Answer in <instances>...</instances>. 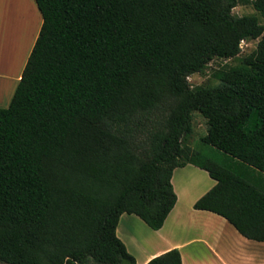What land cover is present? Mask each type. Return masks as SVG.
Instances as JSON below:
<instances>
[{
  "label": "trees",
  "instance_id": "1",
  "mask_svg": "<svg viewBox=\"0 0 264 264\" xmlns=\"http://www.w3.org/2000/svg\"><path fill=\"white\" fill-rule=\"evenodd\" d=\"M34 2L41 27L0 107V261L135 264L120 215L161 228L186 164L215 181L194 209L264 241V0ZM240 3L258 16L233 14ZM241 40L255 49L213 71L216 85H190ZM194 111L207 124L198 147Z\"/></svg>",
  "mask_w": 264,
  "mask_h": 264
},
{
  "label": "crops",
  "instance_id": "2",
  "mask_svg": "<svg viewBox=\"0 0 264 264\" xmlns=\"http://www.w3.org/2000/svg\"><path fill=\"white\" fill-rule=\"evenodd\" d=\"M21 1L0 0V107L9 104L42 23L34 0H29L37 19L33 30L18 6ZM171 182L177 199L161 228L151 229L133 214L119 217L116 235L135 264H146L173 248L179 250L182 264H264V241L248 239L223 217L193 208L215 184L207 171L186 164L173 170Z\"/></svg>",
  "mask_w": 264,
  "mask_h": 264
},
{
  "label": "rangeland",
  "instance_id": "3",
  "mask_svg": "<svg viewBox=\"0 0 264 264\" xmlns=\"http://www.w3.org/2000/svg\"><path fill=\"white\" fill-rule=\"evenodd\" d=\"M21 1V0H20ZM29 0H24L22 3H18V6L22 8L24 12H26V16L28 19V24L31 26L33 25V30L36 28L37 19L33 14H31V6L28 2ZM233 14L235 15H246V14H254L258 16V13L254 10L251 4H237L235 8L232 10ZM257 40H249L245 41V43L241 44V51L236 58L233 59H221V58H213L209 63L206 65L205 69L201 73H195L188 77V82L191 86H213L218 83L216 79L213 78L212 72L216 69L236 65L240 62L241 57L248 55L253 49L256 47ZM16 67L14 66V70ZM14 88H16V83L14 84ZM191 125H192V134L190 138V145L192 147H198L200 143V136H203L206 133V119L203 118L200 113L194 111L191 115ZM190 178H194L193 175H190ZM177 186V185H176ZM0 264H7L5 262H1Z\"/></svg>",
  "mask_w": 264,
  "mask_h": 264
},
{
  "label": "built area",
  "instance_id": "4",
  "mask_svg": "<svg viewBox=\"0 0 264 264\" xmlns=\"http://www.w3.org/2000/svg\"><path fill=\"white\" fill-rule=\"evenodd\" d=\"M246 40H241V43H240V48H241V44L245 43Z\"/></svg>",
  "mask_w": 264,
  "mask_h": 264
}]
</instances>
